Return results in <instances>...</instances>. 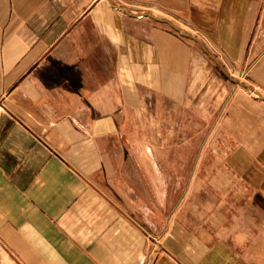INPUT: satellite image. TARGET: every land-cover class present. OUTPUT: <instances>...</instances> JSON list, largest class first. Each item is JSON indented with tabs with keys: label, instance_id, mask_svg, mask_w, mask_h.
<instances>
[{
	"label": "crops",
	"instance_id": "0c3cea01",
	"mask_svg": "<svg viewBox=\"0 0 264 264\" xmlns=\"http://www.w3.org/2000/svg\"><path fill=\"white\" fill-rule=\"evenodd\" d=\"M0 264H264V0H0Z\"/></svg>",
	"mask_w": 264,
	"mask_h": 264
},
{
	"label": "rangeland",
	"instance_id": "374dc122",
	"mask_svg": "<svg viewBox=\"0 0 264 264\" xmlns=\"http://www.w3.org/2000/svg\"><path fill=\"white\" fill-rule=\"evenodd\" d=\"M207 49L209 51V54H211L213 57H215V59L221 61L219 53L215 50V48L207 45ZM234 77V76H233ZM210 122L214 119V117H209ZM180 153L179 155H183L182 150L177 149ZM195 149L193 148V155ZM194 166V165H193ZM181 167V168H180ZM211 167H213L211 169ZM162 171L168 172V169L166 168L165 165H162ZM176 168L179 170V172L183 171V165H176ZM201 171V170H200ZM202 171L203 172H208L209 175H212V172L215 171V165H211L209 164H204V168L202 167ZM145 236H146V248H147V253L149 255H155V257L162 252V246H161V240L158 239V237L154 236L150 231H145Z\"/></svg>",
	"mask_w": 264,
	"mask_h": 264
}]
</instances>
